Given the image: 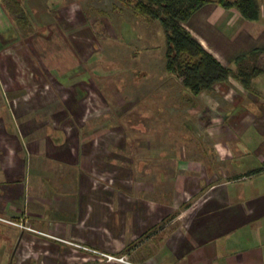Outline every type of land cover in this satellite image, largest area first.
I'll list each match as a JSON object with an SVG mask.
<instances>
[{"label": "crops", "instance_id": "obj_1", "mask_svg": "<svg viewBox=\"0 0 264 264\" xmlns=\"http://www.w3.org/2000/svg\"><path fill=\"white\" fill-rule=\"evenodd\" d=\"M182 25L233 71H248L252 53L264 49V1L249 21L207 0ZM97 66L82 68L86 77L70 72L74 66L46 67L65 95L33 94L34 103L58 105L50 112L12 104L0 116V217L29 228L0 222V264L18 263L22 241L30 255L42 252V264H99L67 241L131 264H264V73L248 86L229 77L195 95L163 63L146 62L143 69L158 73L143 99L120 94L144 101L158 120L126 129L123 117L135 106L102 89ZM11 75L16 85L20 74ZM31 80L24 83L39 84ZM8 91L11 101L24 96ZM113 111L123 123L113 124ZM48 114L63 125L48 124ZM35 263L30 256L27 264Z\"/></svg>", "mask_w": 264, "mask_h": 264}, {"label": "rangeland", "instance_id": "obj_2", "mask_svg": "<svg viewBox=\"0 0 264 264\" xmlns=\"http://www.w3.org/2000/svg\"><path fill=\"white\" fill-rule=\"evenodd\" d=\"M135 1L48 0L43 4L38 0L36 3L24 6V9L26 8L27 12H30V9L37 8L41 14L33 12V15H27L26 25L23 26H19L17 22L14 23L0 4V79L4 83L2 86L0 82V97L2 98V101L0 100V116H9L6 111L11 110L12 104H18L24 108L33 107V105L41 107L43 104L45 105L44 110L51 112V106L58 105L57 102H41L40 100L34 103L33 99V94L38 97L47 93L52 96L65 95L61 87L54 83L53 85L48 80L50 76L46 74V67L50 68L57 64H61V67L74 66L70 72L76 70L77 73H80L82 68L90 67L93 63L96 66L98 64V82L100 81L99 85H102V89L109 95L113 93L112 97H116L121 106L125 108L128 105L135 106L124 115V123L122 119L116 118L117 112L113 111L115 114L113 124L120 122L126 129H129L132 124L148 122L145 121L148 119L158 120L148 117V109L145 111L146 107H143L146 104L142 100L138 103L136 99H143L145 91L150 88L149 83L152 75L154 72L158 73V69L153 71L143 69V65L149 61L164 64V35L158 22L146 19V23L143 24L137 17L134 18L135 13L131 3ZM136 21L140 22L141 27ZM139 27L147 35L144 33L135 34L134 32H137ZM14 72L16 75L20 74L17 78L22 81L15 80L16 85L12 81L13 76L11 75ZM81 73L84 77L88 75L86 70ZM27 77L28 82H31V78L34 77V81L39 84L42 80L43 85L26 84L24 80ZM80 77L78 76V78ZM91 79L97 81L96 77ZM8 89H11L15 96L24 95L23 98L11 101L13 97L9 96L11 93ZM124 92L127 97L137 92L135 95L137 98L131 100L129 104L126 102L129 99L125 101L120 94H124ZM60 104L64 109L66 108L65 103L61 102ZM112 105L113 103L111 104L112 110L122 113L124 107L117 109V103H115V108ZM53 111L56 115L57 111L55 109ZM50 116L46 115L45 119L50 121L47 122L48 124L52 125L54 120ZM7 119L4 120L6 121L4 125L8 126L10 119L9 122ZM63 120L62 117L59 121L55 119V125H63L60 123ZM0 124L3 123L0 121ZM22 230L28 231L27 229ZM66 243L87 251L90 254L91 263L126 264L107 261L104 256L97 255L91 250L111 254L106 251L86 247L80 245L81 243L76 245L68 241ZM30 248L31 246L26 241H22L17 264H27L30 256L35 257V264L43 263L38 259L42 252L38 251L37 255L36 253L30 255V251H28ZM51 249L56 250L52 245ZM112 255L120 256L119 254Z\"/></svg>", "mask_w": 264, "mask_h": 264}, {"label": "trees", "instance_id": "obj_3", "mask_svg": "<svg viewBox=\"0 0 264 264\" xmlns=\"http://www.w3.org/2000/svg\"><path fill=\"white\" fill-rule=\"evenodd\" d=\"M260 1L264 0H216V3L226 9H235L246 20L255 21L260 14ZM206 2L207 0H136L131 4L136 15L159 23L165 41L164 71L179 78L192 94L208 90L214 83L224 82L229 77L248 86L254 76L264 73V49L252 53L254 63L248 71L243 68L233 71L222 66L202 48L182 25ZM0 4L14 23L26 25L27 13L21 0H1Z\"/></svg>", "mask_w": 264, "mask_h": 264}, {"label": "built area", "instance_id": "obj_4", "mask_svg": "<svg viewBox=\"0 0 264 264\" xmlns=\"http://www.w3.org/2000/svg\"><path fill=\"white\" fill-rule=\"evenodd\" d=\"M0 221L1 222H4V223H7V224H10L12 226H17L21 229H29L27 226L23 225L22 223L20 222H15V221H12V220H9V219H3V218H0ZM93 253L97 254V255H102L104 256L107 261H117V262H123V263H126V264H131L128 259H126L125 256L123 255H120V256H115V255H112V254H105V253H102V252H98L96 250H91Z\"/></svg>", "mask_w": 264, "mask_h": 264}]
</instances>
